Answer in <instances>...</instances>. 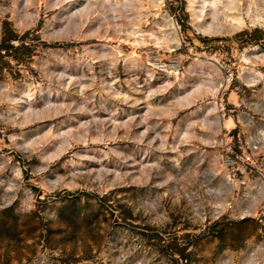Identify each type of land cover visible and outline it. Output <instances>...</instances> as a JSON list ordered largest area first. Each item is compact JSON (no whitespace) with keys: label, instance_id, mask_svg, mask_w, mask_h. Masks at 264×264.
<instances>
[{"label":"rangeland","instance_id":"rangeland-1","mask_svg":"<svg viewBox=\"0 0 264 264\" xmlns=\"http://www.w3.org/2000/svg\"><path fill=\"white\" fill-rule=\"evenodd\" d=\"M234 1L259 26L200 34L188 0H0V264H264V0ZM142 33L172 50L131 57Z\"/></svg>","mask_w":264,"mask_h":264},{"label":"bare ground","instance_id":"bare-ground-1","mask_svg":"<svg viewBox=\"0 0 264 264\" xmlns=\"http://www.w3.org/2000/svg\"><path fill=\"white\" fill-rule=\"evenodd\" d=\"M108 0H105V2H107ZM117 5L120 4L119 0H116ZM163 0H161V4H154L153 7L158 8V9H162V2ZM78 2V0H69L68 6L69 8H72L74 6V4H76ZM245 0L242 3V7H245ZM254 5H256L255 3H253ZM188 8L190 9L191 12H196V10H199L201 12V16H198L197 18H193V23L195 24V27L197 28L196 30L200 33V34H209L211 32L215 33V34H219L224 30H228L231 31L232 33L238 32V33H242L246 30H248L250 27L251 28H256L257 26H259V24L262 22V17L258 16V19H254L251 20V17L248 20H245V18L242 17L240 13V11L237 8L236 2L233 0H228V2H225V0H212V1H200V0H188ZM208 13L210 15H208ZM208 18L211 20V23H209ZM249 21V22H248ZM249 24L251 26H249ZM229 33V32H227ZM222 34V33H221ZM132 37H134V42L132 43V47L134 52L131 54V57L134 58H138V54H137V47L139 46H149L150 42H155V45L157 47L161 48H165V49H169L172 50V45H174L172 43V40L170 41L168 40H161L160 38H158L156 35H154L153 33H142L140 36L136 37V34L132 35ZM144 38V39H141ZM111 40H108V42H110ZM181 41V40H180ZM180 43V42H179ZM177 42V44H179ZM108 44L105 46L108 48ZM113 49L117 50L118 47ZM164 50V49H163ZM159 51V50H158ZM174 51V50H173ZM172 52V51H170ZM147 64H149L155 72L158 71H168V72H173L175 74H178V76H181V73H178V71L173 70L175 65L173 62H171L170 60L167 61L168 59H163L162 55L159 54L158 58H153L151 56V54L147 53ZM200 58H203V56H200ZM213 58V57H212ZM214 60H216L215 58H213ZM242 62L246 65L243 68V71L245 73H247V75L252 76L253 78H263V74L262 72L258 69L257 63L253 62L252 59L253 57L249 56L248 53L245 54L243 57H241ZM254 59H258L261 61V63L264 66V55L263 56H258V57H254ZM183 60V59H182ZM165 61V62H170L173 65L171 66L170 69H165L161 67V64H159L160 62ZM199 61V59L197 60ZM210 66L216 67L215 63H209ZM248 65V66H247ZM252 68H249V67ZM219 72H221V70L219 69ZM154 74V73H153ZM203 75L205 77H209V79H212V76L210 73H208V71L203 72ZM180 79V78H179ZM231 80L227 81V83L230 84ZM213 85L208 86V89L205 93L207 94H219V90L220 87L222 86L223 88H226L228 86V84L224 83V82H213ZM197 83H194L193 86H197ZM180 87V86H179ZM219 88V89H218ZM154 93V94H153ZM152 96L156 95V92L153 91L150 93ZM151 95H149L148 97H144L143 99L139 98L136 99V103L138 104H142L145 102V100H148L149 98H151ZM120 96L122 97V101H126L127 96H123L120 93ZM232 98L234 100L237 99L236 95L233 94ZM200 111H204V108L202 107L200 109ZM224 124L226 125L228 130H231L233 128L236 127V124L233 120V118H230L228 120H226L224 122ZM260 183V180H258L256 182ZM254 183H250V187L253 188ZM254 189V188H253ZM249 198L254 199V194H250Z\"/></svg>","mask_w":264,"mask_h":264},{"label":"built area","instance_id":"built-area-1","mask_svg":"<svg viewBox=\"0 0 264 264\" xmlns=\"http://www.w3.org/2000/svg\"><path fill=\"white\" fill-rule=\"evenodd\" d=\"M157 57H158V56H157ZM157 57H156V58H157ZM162 62H165V61H162ZM172 65H173V64H172ZM173 66H174V68H176V71H178V72L180 71V66H179L178 64H175V65H173ZM161 67H162V68H165V69L167 68V66H165L164 64H162ZM170 68H171V67H170ZM173 70H174V69H173Z\"/></svg>","mask_w":264,"mask_h":264},{"label":"trees","instance_id":"trees-1","mask_svg":"<svg viewBox=\"0 0 264 264\" xmlns=\"http://www.w3.org/2000/svg\"><path fill=\"white\" fill-rule=\"evenodd\" d=\"M2 47H3V46H0V53H1V51H2V50H1ZM214 236H217V233H215Z\"/></svg>","mask_w":264,"mask_h":264}]
</instances>
